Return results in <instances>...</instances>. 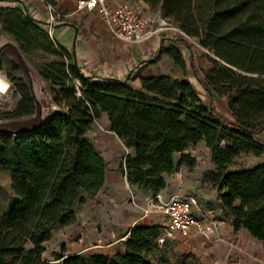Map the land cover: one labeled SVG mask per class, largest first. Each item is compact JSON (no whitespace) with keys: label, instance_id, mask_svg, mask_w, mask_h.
<instances>
[{"label":"trees","instance_id":"16d2710c","mask_svg":"<svg viewBox=\"0 0 264 264\" xmlns=\"http://www.w3.org/2000/svg\"><path fill=\"white\" fill-rule=\"evenodd\" d=\"M57 5L55 0H46ZM160 8L180 33L156 55L163 54L182 69L169 74L125 78L103 77L85 70L68 49L26 7L24 0H0V34L9 39L17 59H1L20 98L0 119L35 116L27 128H0V264H53L44 256L45 243L59 227L73 222L77 207L98 194L106 182L108 162L89 131L107 114L110 130L130 150L121 169L131 186L154 195L167 186L165 175L180 164L193 167L187 150L205 141L214 170L206 172L218 190L221 207L235 230L245 228L264 245V161L247 167L244 154L260 156L264 143V0H144ZM209 49L212 68L199 72L186 37ZM183 47H182V46ZM183 48L194 77L208 101L191 81ZM32 64L47 83L56 106L46 120L29 76ZM21 70L26 75L22 77ZM226 96L229 113L214 100ZM163 225L138 223L125 240V252L60 253L57 264H171L158 251ZM179 264H201L182 260Z\"/></svg>","mask_w":264,"mask_h":264},{"label":"rangeland","instance_id":"374dc122","mask_svg":"<svg viewBox=\"0 0 264 264\" xmlns=\"http://www.w3.org/2000/svg\"><path fill=\"white\" fill-rule=\"evenodd\" d=\"M25 1L28 2L29 0ZM126 1L137 6L140 12L149 19V27L152 25L155 27L159 24L160 17L161 21L165 20L168 24L167 28H165L166 30L169 29V31L176 33L175 35L173 34L175 37L180 34L178 30L171 27L170 24L172 23L160 8H153L150 5L149 7H143L139 0ZM56 7L61 13V16L57 17L56 22H58L65 19V17L62 15L63 10L58 5ZM184 36L191 46L199 72L203 78H206L213 66L210 58V56H213V53L209 49L204 48L197 38L188 35ZM8 42L9 39L7 38L6 43ZM169 45H171L170 42L166 43L167 47ZM185 53L191 81L197 86L203 100L206 102L208 99L205 90L194 77L188 51L186 50ZM164 55L159 64L160 68L155 69L157 75L169 74L177 78L182 74V69L174 63L173 58L167 54ZM7 56L13 60L17 59L15 52L10 46L3 48L0 58L3 59ZM29 69V81L30 79L32 80L36 96L42 103V116L45 121L47 116L57 108L52 103V96L47 83L39 76L32 64H29ZM20 74L25 80L27 79L23 70H21ZM133 83L138 85L136 81H133ZM19 98L20 96L14 88V92L0 104V110L13 109ZM228 102L229 100L226 96L217 97L214 100L220 112L230 115ZM34 119V115L10 120L0 119V128L25 129L31 125ZM105 126V120L101 118L90 128L89 134L95 140L98 147L102 145L97 138L103 137V133L106 131L104 129ZM259 139L264 143V131L259 134ZM108 143L113 144V142ZM128 153L121 146L120 149H111L107 156L104 155L108 160V165L111 164V167L115 168L112 169L109 165L110 173L113 174L115 170L118 171L117 173L120 176L118 181L112 186V189H106L97 196L100 203H96L94 200L86 197L83 202L84 204L78 205V214L76 212L77 216L75 220L67 225L59 226L53 232L52 238L45 243L46 251L44 256L47 260L53 264H57L59 260H56L55 256L60 253H101L110 248H114V251L118 252L123 251V244L116 237L123 235L130 228L133 219L137 218V213L141 211L139 206L144 205L147 198L154 194L147 187L130 185L127 175L120 167L126 160ZM187 153H190L196 159L195 165L190 167L187 164H180V154H175L176 169L172 174L165 175L167 186L160 193L164 198H169L178 193L196 196L201 203L204 213H206L205 218L215 224L207 234H199L193 238L176 236L167 239L161 236V239H167L168 241L161 246L158 254L169 257L171 264H179L182 260L197 261L201 264H264L263 243L245 232L246 230H242L240 234L235 233L229 214L221 207L218 199V190L206 174L207 171L216 168L212 160L210 148L206 145L205 141H200L197 145L189 148ZM239 161L247 167H253L264 161V153L260 156L252 153L244 154L239 158ZM131 191H133V194ZM108 215H110V219ZM153 216L154 218L148 217L149 219L146 218L140 223H157L164 227L166 219L159 214ZM119 229L121 232L118 231ZM114 242L115 244L112 246L109 245V243Z\"/></svg>","mask_w":264,"mask_h":264},{"label":"crops","instance_id":"0c3cea01","mask_svg":"<svg viewBox=\"0 0 264 264\" xmlns=\"http://www.w3.org/2000/svg\"><path fill=\"white\" fill-rule=\"evenodd\" d=\"M55 1L61 8V10H63L62 13L65 19L56 22L53 27H50L48 25L49 12L46 5L41 0H29L28 2L25 1V4L28 10L36 19L47 23H42L41 25L50 32L51 36L59 45L63 46L71 53H73L80 65L85 70L93 71L103 77L113 76L125 78L131 73H133L134 75L139 74L134 80L139 85L141 77L157 75V71L155 69L160 68V61L164 58L165 55L163 54L164 56H161L162 59L160 58V60L154 64H142V62L149 60L153 56H155L157 51L160 49L163 41H165V43L170 42V44L175 43L171 40V38L175 37L174 35L176 33H174L173 31H169V29H157L159 24H157L155 27L153 25L149 27L150 36L145 40L136 43L123 42L114 37L109 32L106 24L102 19V16L96 10L79 9V0ZM121 1L123 0H107V3L110 6H115ZM139 2L143 7H149V3L145 2L144 0H139ZM159 21L161 22L160 17ZM6 42L7 38L4 35L0 34V50ZM185 51L186 49L183 48L184 55L186 56ZM102 118L105 120L106 124L104 128L106 131L105 133H103L105 136L103 135V137L97 138L99 142H101L102 146L98 147L95 140L93 141L98 148L102 149L103 155L107 156L108 152L110 153L111 149H120L121 146L125 148L127 152H130V150L126 148L117 134L110 130V121L107 114H104ZM94 124L92 126H94ZM108 142H113V144H110ZM109 165L111 167V164ZM112 169L115 168L113 167ZM117 172L118 171L115 170L112 174L110 173V168H108L106 182L99 194L106 189H112V186L116 184L120 177ZM141 214L142 210L137 213V218L135 217L133 219V223L140 217ZM108 217L110 219V215H108ZM150 218H154V216ZM133 223L130 224V228L134 225ZM130 228L127 229V231H125L123 235H119L116 237L117 240L119 242H122L123 244V251L121 250L119 252H125L124 242L128 238ZM242 230H246L245 232L249 233L245 228L235 230L233 227V231L235 233L240 234ZM118 231L121 232L120 229ZM197 235L199 234H194L189 238L196 237ZM113 244H115V242L109 243L110 246H112ZM114 250V248H110L104 250L101 253H104L106 255H114L118 253V251Z\"/></svg>","mask_w":264,"mask_h":264},{"label":"built area","instance_id":"2783aa9c","mask_svg":"<svg viewBox=\"0 0 264 264\" xmlns=\"http://www.w3.org/2000/svg\"><path fill=\"white\" fill-rule=\"evenodd\" d=\"M41 1L46 5L49 12L48 25L53 27L61 13L56 5L46 0ZM78 8L96 10L102 16L109 32L121 41L136 43L150 36L149 19L129 1L123 0L115 6H110L107 0H79ZM167 25V22L163 20L157 29H165ZM170 25L178 32L185 34L178 27L173 24ZM13 92L12 80L8 77L6 70L0 68V104ZM131 193L133 194V191ZM134 203L139 206L135 201ZM139 207L142 214L134 222V225L155 214L162 215L166 222L161 236L167 239L176 236L188 238L194 234H207L215 224L205 218L206 213H204L199 199L194 195L178 193L169 198H164L161 193H158L147 198L145 204Z\"/></svg>","mask_w":264,"mask_h":264},{"label":"water","instance_id":"95a60500","mask_svg":"<svg viewBox=\"0 0 264 264\" xmlns=\"http://www.w3.org/2000/svg\"><path fill=\"white\" fill-rule=\"evenodd\" d=\"M30 77V76H29ZM30 84H31V87H32V89H33V91H34V85H33V82H32V80L30 79ZM127 179H128V177H127Z\"/></svg>","mask_w":264,"mask_h":264}]
</instances>
